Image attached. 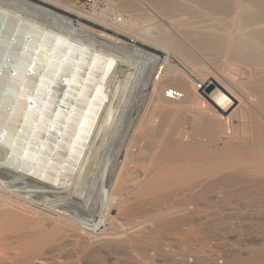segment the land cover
Wrapping results in <instances>:
<instances>
[{
    "label": "bare ground",
    "instance_id": "obj_1",
    "mask_svg": "<svg viewBox=\"0 0 264 264\" xmlns=\"http://www.w3.org/2000/svg\"><path fill=\"white\" fill-rule=\"evenodd\" d=\"M0 264H264V0H0Z\"/></svg>",
    "mask_w": 264,
    "mask_h": 264
},
{
    "label": "snow or ice",
    "instance_id": "obj_2",
    "mask_svg": "<svg viewBox=\"0 0 264 264\" xmlns=\"http://www.w3.org/2000/svg\"><path fill=\"white\" fill-rule=\"evenodd\" d=\"M109 64H111V62H109ZM34 66H35V64L33 63L32 64V67H34ZM27 71L30 73L31 72V68L27 69ZM16 74L17 73L14 70L12 72V75L15 76ZM65 83H68V81H65ZM26 85H27V81L26 80L23 81L20 84V86H19V94L17 95L16 100H17V103H19V101L21 99L26 100L27 101L26 107H27V109L29 111H31V109H33L35 107L36 101L33 98L32 91L26 89ZM41 85H43V77H41ZM35 91H36V95L38 96L39 95V89L37 88ZM37 114L39 115L40 120H43V112H38ZM23 119L25 120V122H27V120H28L27 115H25L23 117ZM21 131H23V129H21ZM31 147H32L31 142L30 141H25V147L22 149L25 158L28 157V155H29V149Z\"/></svg>",
    "mask_w": 264,
    "mask_h": 264
},
{
    "label": "water",
    "instance_id": "obj_3",
    "mask_svg": "<svg viewBox=\"0 0 264 264\" xmlns=\"http://www.w3.org/2000/svg\"><path fill=\"white\" fill-rule=\"evenodd\" d=\"M65 93V91L63 92V94ZM62 106L59 104L54 112V114H57L59 111H61ZM71 110H69L68 112H70Z\"/></svg>",
    "mask_w": 264,
    "mask_h": 264
},
{
    "label": "rangeland",
    "instance_id": "obj_4",
    "mask_svg": "<svg viewBox=\"0 0 264 264\" xmlns=\"http://www.w3.org/2000/svg\"><path fill=\"white\" fill-rule=\"evenodd\" d=\"M102 2H103V1H102ZM114 14H117V12H114ZM41 19H42V18H41ZM43 20H44V19H43ZM199 87L201 88V85H199ZM216 89H217V88H216ZM216 89H215V88L212 89L213 91L211 90V94H213V93L216 91ZM211 94H209V96H211Z\"/></svg>",
    "mask_w": 264,
    "mask_h": 264
}]
</instances>
